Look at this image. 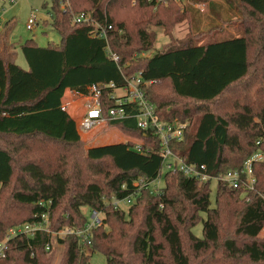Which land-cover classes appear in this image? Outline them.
I'll return each mask as SVG.
<instances>
[{
	"label": "trees",
	"instance_id": "1",
	"mask_svg": "<svg viewBox=\"0 0 264 264\" xmlns=\"http://www.w3.org/2000/svg\"><path fill=\"white\" fill-rule=\"evenodd\" d=\"M48 1L45 22L60 42L21 45L28 70L0 56V242L9 229L41 221L44 213L54 232L82 230L87 207L103 214L89 247L107 264H264V158L252 165L253 189L219 182L212 208L211 182L179 170L166 169L164 186L151 191L165 168L153 127L141 129L135 117L108 121L139 140L142 151L131 141L86 149L62 107L67 90L85 96L90 86L104 85L100 103L107 116L114 88L140 75L158 119L185 125L183 138L168 144L173 156L205 165L210 175L241 170L253 154L264 156V0H225L243 35L194 43L198 23L193 38L150 57L142 54L154 49L158 30L171 35L177 23L191 21L190 9L175 0L157 8L147 0ZM203 1L224 22L214 0ZM82 14L88 21L76 22ZM103 30L106 38L95 36ZM139 179L148 185L136 191ZM133 191L128 211L115 208L113 199ZM200 222L202 238L193 233ZM58 244V264H91L80 236L53 238L45 231L9 239L0 264H54Z\"/></svg>",
	"mask_w": 264,
	"mask_h": 264
},
{
	"label": "rangeland",
	"instance_id": "2",
	"mask_svg": "<svg viewBox=\"0 0 264 264\" xmlns=\"http://www.w3.org/2000/svg\"><path fill=\"white\" fill-rule=\"evenodd\" d=\"M148 1V0H147ZM176 4L182 10L190 9V19L185 18L177 23L171 35L164 34V29L158 30L157 40L155 41L154 49L148 53H143L144 56H152L155 52L163 50L169 46H177L184 43L185 40L193 38L197 32L198 23L200 24L201 36L194 43H204L212 39L221 41L232 39L243 35V29L238 20V13L232 11L226 4L225 0H214L218 5V11L222 15L224 22L210 12L209 2L203 0H175ZM174 1V2H175ZM47 3L45 7L44 4ZM150 2V1H148ZM164 0H154V7L157 8L160 4H164ZM212 4V3H211ZM166 5V4H165ZM63 6V5H62ZM214 9V8H213ZM212 10V8H211ZM51 11V3L48 0H0V56H5L12 62L16 63L23 69L28 70V62L21 51V45L27 40H35L40 47H46L50 43L58 44L60 42L59 35L52 29L50 25H46ZM156 11V10H154ZM193 11V12H192ZM192 13V14H191ZM218 14V12H217ZM237 15V16H236ZM35 17L36 23L31 30L27 29L28 20ZM216 17V19H215ZM48 20V21H47ZM214 20V21H213ZM47 21V22H45ZM191 32V33H190ZM177 41V42H176ZM117 97L124 95L123 89H114ZM63 100V107L70 103L69 112L73 115L76 123H79V118L83 112V95L76 94L72 91H66ZM85 148H92L98 145L133 142L139 143V140L131 138L117 128L100 126L94 128L88 133L81 134ZM141 143V142H140ZM166 169L163 168L161 177L152 182L149 186L151 191L158 192L164 186V174ZM217 182L211 181V207H215L216 186ZM120 208L128 211L130 205L121 203ZM83 213L90 220L91 210L84 207ZM205 218V215H202ZM203 222H200L193 228V233L203 237ZM260 238H264V228L261 231ZM63 246L57 245V251L54 259V264H58L61 258ZM86 254L91 256V264H107L106 257L100 253H92L90 247H85Z\"/></svg>",
	"mask_w": 264,
	"mask_h": 264
},
{
	"label": "built area",
	"instance_id": "3",
	"mask_svg": "<svg viewBox=\"0 0 264 264\" xmlns=\"http://www.w3.org/2000/svg\"><path fill=\"white\" fill-rule=\"evenodd\" d=\"M153 2L154 0H148ZM76 22L88 21V18L82 14L76 16L74 19ZM36 23L35 17H32L28 20L27 29L31 30ZM111 29V26L108 27ZM1 29V27H0ZM95 36L98 37H107L105 30L101 33L96 31ZM108 54L113 60L118 61V57L113 54L108 48ZM142 80L140 75L136 78L131 79L127 82V85L123 88H114V84L109 86L114 89H123L124 95L117 97L116 94H111V98L116 100L115 106L111 107L108 111V115L105 116L101 108L100 97L102 94V89L104 85H92L89 87L88 95L83 96L84 99L82 102L83 112L79 118V123L77 124L79 134L88 133L94 128L100 126H106L108 121L112 120H121L129 117H135L137 119L138 126L147 130L149 127H153L155 134L159 136L161 140L162 150L160 156L163 159V164L165 169L172 171H182L185 175L199 181L200 183H206L215 181L217 183L222 182L227 184L232 188H241L244 189H253L255 183V176L253 173L252 165L254 162L263 160L264 156L262 152H257L253 154L244 164V167L241 170H230L225 174L220 175H210L206 172L205 165H188L181 158L173 156L169 150L168 144L172 140H181L183 138V132L185 125L177 121L172 123L164 122L158 119L155 114V107L145 98L142 91ZM124 105L131 106L133 108L135 105L139 107L137 113H133L132 109L127 110ZM70 106V103H67L63 109L67 110ZM135 149L140 152L142 151L141 143H135ZM151 184V183H150ZM149 184V185H150ZM148 183L144 179H139L133 183V186L136 188V191L140 190L142 187L147 186ZM133 191L130 195L125 197L122 200L113 199L112 203L115 208H120L121 203H126L131 205L133 201V195L136 193ZM41 221H36L33 223H25L21 226L14 227L9 229L7 237L0 242V258H5L7 250V241L17 235H23L27 238H32L36 232L45 231L53 238H64L68 234H76L81 237L82 242L85 247H89L90 236L92 230L103 225V214L98 210H91V218L88 221L86 227L82 230H74L63 228L58 232H54L50 229V220L49 213H44L40 217ZM49 249V247H48Z\"/></svg>",
	"mask_w": 264,
	"mask_h": 264
},
{
	"label": "crops",
	"instance_id": "4",
	"mask_svg": "<svg viewBox=\"0 0 264 264\" xmlns=\"http://www.w3.org/2000/svg\"><path fill=\"white\" fill-rule=\"evenodd\" d=\"M67 91H69V90H67ZM65 98V97H64ZM64 100V99H63ZM72 117H73V115L69 112V109H67L66 110ZM111 144H113V143H111ZM103 145H107V144H103ZM102 144L101 145H98V146H103ZM97 147V146H96Z\"/></svg>",
	"mask_w": 264,
	"mask_h": 264
}]
</instances>
